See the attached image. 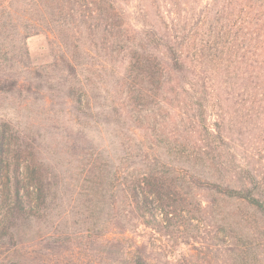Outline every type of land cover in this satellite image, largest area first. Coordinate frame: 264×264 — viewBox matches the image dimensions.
Returning a JSON list of instances; mask_svg holds the SVG:
<instances>
[{"label":"trees","instance_id":"1","mask_svg":"<svg viewBox=\"0 0 264 264\" xmlns=\"http://www.w3.org/2000/svg\"><path fill=\"white\" fill-rule=\"evenodd\" d=\"M0 264H264V0H0Z\"/></svg>","mask_w":264,"mask_h":264},{"label":"rangeland","instance_id":"2","mask_svg":"<svg viewBox=\"0 0 264 264\" xmlns=\"http://www.w3.org/2000/svg\"><path fill=\"white\" fill-rule=\"evenodd\" d=\"M28 47L34 62L45 63L51 59L47 38L44 35H35L30 37L28 39ZM52 115L53 114H46V116H50L47 119L48 129L46 131H41V133L45 134L47 137L46 143H44L45 149H47L49 153L54 154V151H60V148L64 144L65 139H61L60 134L65 132L55 131L54 128L50 127L51 124H54ZM98 131H100V129Z\"/></svg>","mask_w":264,"mask_h":264}]
</instances>
